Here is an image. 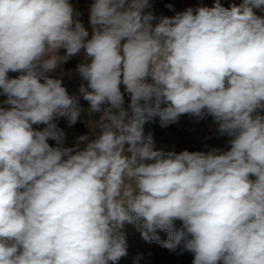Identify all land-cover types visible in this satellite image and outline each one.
I'll list each match as a JSON object with an SVG mask.
<instances>
[{"label": "clouds", "instance_id": "obj_1", "mask_svg": "<svg viewBox=\"0 0 264 264\" xmlns=\"http://www.w3.org/2000/svg\"><path fill=\"white\" fill-rule=\"evenodd\" d=\"M151 9L93 0L89 31L69 0H0V264H118L126 224L192 264H264V0ZM79 55L100 116L63 147L82 109L50 74ZM185 114L228 148L156 149L145 124Z\"/></svg>", "mask_w": 264, "mask_h": 264}, {"label": "rangeland", "instance_id": "obj_2", "mask_svg": "<svg viewBox=\"0 0 264 264\" xmlns=\"http://www.w3.org/2000/svg\"><path fill=\"white\" fill-rule=\"evenodd\" d=\"M74 9L79 13L76 18L81 21V12L85 11L84 26L91 30L89 24V9L93 0H69ZM214 0H150L152 5V11L155 15L172 16L175 12L183 11L187 7H195L198 4L212 6ZM224 7H230L232 4H239L241 0H220ZM171 4L172 10H169L166 5ZM258 15H264V13L257 12ZM82 22V21H81ZM121 92L124 98V107L127 109L130 104V95L124 91V87L121 85ZM82 96V95H81ZM90 108V105H89ZM264 114V113H261ZM99 113H90L88 119H80L75 125L71 126L70 135L66 134V140L63 147H75L76 138L80 135H91L90 122H95L99 119ZM80 118V117H79ZM59 123L64 125L67 121L59 120ZM58 127L60 125L57 124ZM37 128V127H36ZM65 132V131H64ZM145 135L151 133L155 148L163 150L165 152L174 151L180 153L187 150L193 151H209L214 148L226 150L228 148V137L219 135L217 131V125L213 122L211 116H207L202 120H197L190 115H182L178 122L169 124L166 127H161L159 119L147 122L144 126ZM50 146L55 147V141L49 140ZM83 147V145H80ZM254 179V177H253ZM180 226V222L177 221V227ZM124 233L126 235L128 254L122 257L118 264H133L134 258L140 256L139 264H192L194 259L193 255L187 251H183L181 247H178L175 251H169L162 247L160 244L152 241H145L140 233L136 230V226L132 224H126L124 227ZM157 234L161 240L167 239V233L157 229Z\"/></svg>", "mask_w": 264, "mask_h": 264}, {"label": "crops", "instance_id": "obj_3", "mask_svg": "<svg viewBox=\"0 0 264 264\" xmlns=\"http://www.w3.org/2000/svg\"><path fill=\"white\" fill-rule=\"evenodd\" d=\"M86 15L87 13L85 11L81 12L80 19L82 23L85 22ZM60 54L63 55L64 50H61ZM81 59H82V55L73 56L72 58H70V60L67 63L62 65L63 75H61L60 69H57L56 72L50 74L54 77L61 78L63 81V86L66 88L68 94L70 96H76L78 98L79 106L82 109L80 118H78V120L88 119L89 109H90L89 103L83 99V97L81 96V93L79 92V88L81 84H84L86 86L87 82L82 81L79 75L75 72V68L77 64L81 62ZM17 75L18 73H12V72L9 73L10 77H16ZM4 99H6V97L0 95V102H2ZM59 120L67 121L66 118H58L55 122L56 124L60 125V128L65 131V134L70 135V132L68 131H71V127H67L66 123L62 125V123H59ZM33 127L34 128L37 127L38 129L42 130L43 127L45 126L44 125H33Z\"/></svg>", "mask_w": 264, "mask_h": 264}]
</instances>
